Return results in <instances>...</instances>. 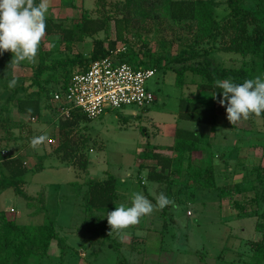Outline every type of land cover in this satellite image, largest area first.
I'll return each instance as SVG.
<instances>
[{
	"label": "rangeland",
	"instance_id": "obj_1",
	"mask_svg": "<svg viewBox=\"0 0 264 264\" xmlns=\"http://www.w3.org/2000/svg\"><path fill=\"white\" fill-rule=\"evenodd\" d=\"M215 1L218 4L215 15L220 18L228 13L227 1ZM251 4L248 1L246 6ZM88 5H92L91 1H88ZM144 27L148 29L145 31ZM193 27L188 21L175 23L162 16L159 24L145 23L137 31L129 32L128 47L141 49L142 55L152 57L158 53L163 55L166 49L175 54L192 41ZM97 36L105 40L114 38L113 22L109 21L107 35L100 32ZM216 55V59L227 68L254 65L252 57L226 52ZM24 72L29 76V69ZM22 74L17 76L14 88L22 83ZM256 76L264 77V72L256 71ZM198 81V75L187 73L183 84L176 86L173 71L158 70L147 80L148 89L156 94V100L150 105H127L108 110L97 118L81 121L74 130L76 138H80L81 134L88 137L87 170L77 172L81 177L84 175V183L88 179H104L108 174L114 175L119 194L116 206H130L133 192H142L154 204L153 191L157 194L162 192L174 201V206H166L164 210H156L150 216L142 217L138 225L126 230L123 240L115 233L110 235L123 244L119 252L124 264H251L250 243L262 238L261 233L254 229L256 218L237 217L240 206L230 203L227 191L234 193L233 201L245 202L246 210L252 211L257 207L255 196L262 188L256 178L259 175L264 179V119L254 117L247 121L241 120L234 126L227 120L226 114L218 115L214 125L177 120L180 96L195 97L202 101L211 98L209 92L197 90ZM12 89H5L7 91L4 90L3 96L6 97ZM18 92L22 93L21 90ZM11 111L12 119L6 122L8 126H14L20 120L13 107ZM49 117L50 112L45 111L37 122L30 125L32 130L29 134L22 129V135L17 137L18 129L13 128L11 131L16 141L10 152L24 156L29 166L25 174L27 193L35 195L43 191L46 195L42 202L31 201L29 213L45 204L47 215L55 220L57 232L64 238V244L75 253L71 256V264H87L92 260L94 264H115V252L105 245L100 248L98 257L90 256L88 252L96 238H91L81 225V202L85 191L80 193V198L73 200L74 193L68 184L73 180L80 182V177L77 175L76 178V170L68 163L61 162L54 152L58 140L56 126L48 123ZM177 126L195 129L200 133L202 150L192 153L190 164L201 170L210 166L213 168L214 183L210 189L202 184L206 173L198 176L200 181L188 173L187 155L181 172L176 173L177 153H173L170 183L157 185L146 180L145 175L155 162L141 160L139 153L147 142L163 146L172 144ZM44 134L47 135L46 141L33 149L30 146L32 138ZM2 136L7 134L0 129ZM51 138L53 141L49 142ZM140 164L143 168H140ZM185 180H188L187 186L179 184ZM5 190L0 195V208L12 205L18 212L24 211V199L15 195L11 188ZM32 213L26 220L19 221L29 224L45 221L43 212ZM11 215L16 219L12 212L9 213L10 218ZM49 255V259L42 260L41 264L61 263L56 245L50 246Z\"/></svg>",
	"mask_w": 264,
	"mask_h": 264
},
{
	"label": "trees",
	"instance_id": "obj_2",
	"mask_svg": "<svg viewBox=\"0 0 264 264\" xmlns=\"http://www.w3.org/2000/svg\"><path fill=\"white\" fill-rule=\"evenodd\" d=\"M226 1L228 13L220 18L215 15V8L218 5L215 0H94L91 9H82L79 16L69 23L52 22L46 18V32H60L62 41L65 42V52L52 54L42 48L41 42L38 62L33 65L31 76L21 79L22 83L24 81L28 84L17 86L19 88H14L12 94L0 102V129L7 134L0 137V189L11 188L15 195L24 199L27 208L31 206L32 200L42 202L46 198L43 191L35 195L27 193L25 179V174L29 171L27 161L24 156L18 155L19 153L10 152L16 141L12 129H18L17 137L22 135V129L29 134L32 130L30 125L37 122L45 111L51 114L48 123L56 126L58 143L54 152L58 154V158L76 170V178L79 175L78 170L84 172L87 170L88 137L81 134L80 138H76L74 130L81 121L86 122L89 118L77 108L72 109L68 116L58 114L50 102L52 89L55 86L66 87L72 73L86 70L93 60L108 55L122 45L126 47L119 55L122 61L135 68L171 70L175 74L176 86L183 84L187 73L198 75L197 90L210 91L211 98L202 101L195 97L180 96L176 118L197 124L214 125L218 115L226 114V105L221 106L217 102L222 96V90L215 87V81L232 78L235 83H242L245 79L255 78L256 71L264 72V0ZM248 1L252 4L247 7ZM162 16L175 23L188 21L190 26H194L192 41L175 54L166 49L163 55L158 53L156 57L142 55L141 49L135 50L130 45L128 47L129 32L137 31L145 23L159 24L162 22ZM109 21L114 24L115 36L105 40L97 34L105 32L107 35ZM143 29L146 31L148 28ZM75 39L91 41L92 51L88 56L82 53L71 55L68 53ZM219 52L252 57L254 65L227 68L216 59ZM11 59L12 53L0 54V78L11 79L12 68L8 69ZM33 87L35 89L31 90ZM19 90L22 94H19ZM214 93L215 99L212 96ZM13 102L15 113H27L35 120L25 122L19 120L14 124L15 127L8 126L6 122L12 119L10 110ZM260 118L264 119V114ZM202 142L197 130L180 126L175 128L173 143L170 145H154L147 142L139 153L140 159L153 160L155 164L146 173V180L157 185L170 183L173 153H177L176 173L181 172L187 155L188 173L196 181L199 180V175L206 173L202 184L210 189L214 183L213 168L210 166L201 170L190 164L192 153L202 150ZM3 150L7 151L6 155H1ZM141 165L140 168H143ZM79 177L80 182L73 180L68 186L74 193L73 200L80 198V193L85 191L81 202V225L90 233L91 238H96L90 244L88 251L90 256L98 257L100 248L105 245L115 252V264H124L119 252L123 244L108 235L110 226L106 216V213L113 211L117 204L119 194L116 177L108 174L104 179H88L86 183L84 175ZM256 179L262 189L256 193L255 199L258 204L252 211L246 210L245 202L233 201L232 191H227V196L232 205L240 206L237 210L238 218H256L254 229L261 233L262 238L250 243L252 248L250 262L264 264V179L259 175ZM187 182L188 180H185L179 184L187 186ZM40 211L44 213L45 221L40 224H29L19 223L12 215L10 218L9 213L13 211L0 210V264H41L42 260L49 259L51 245H56L60 252V264H71V256L75 253L64 244V238L57 232L55 220L47 215L45 204L37 207L32 214H38ZM87 264H94V261Z\"/></svg>",
	"mask_w": 264,
	"mask_h": 264
},
{
	"label": "clouds",
	"instance_id": "obj_3",
	"mask_svg": "<svg viewBox=\"0 0 264 264\" xmlns=\"http://www.w3.org/2000/svg\"><path fill=\"white\" fill-rule=\"evenodd\" d=\"M50 0H0V54L11 52L12 59L8 69L18 68L22 62L35 63L40 44L46 33V17ZM224 14V13H221ZM17 84L15 77L8 83L14 88ZM215 87L222 90V96L217 101L221 106L226 105V118L234 126L241 120L251 117L260 118L264 114V77L256 76L235 83L232 78L215 81ZM216 98V94L212 95ZM47 139V135L32 138L30 146L37 149ZM147 172V170H145ZM155 204L142 192L131 194V205L120 204L107 212V223L110 226L108 235L116 234L121 240L130 227L140 223L142 217L150 216L156 210H163L173 205L164 193H151Z\"/></svg>",
	"mask_w": 264,
	"mask_h": 264
},
{
	"label": "built area",
	"instance_id": "obj_4",
	"mask_svg": "<svg viewBox=\"0 0 264 264\" xmlns=\"http://www.w3.org/2000/svg\"><path fill=\"white\" fill-rule=\"evenodd\" d=\"M125 50V45L112 50L93 60L86 70L72 73L66 87L55 86L50 102L57 113L68 116L77 108L87 118L94 119L107 110L127 105L146 107L154 102L156 94L148 89L147 80L156 71L150 67L135 68L122 61L119 55ZM25 120L34 121L35 118L27 114ZM6 154V150L1 151V155Z\"/></svg>",
	"mask_w": 264,
	"mask_h": 264
},
{
	"label": "crops",
	"instance_id": "obj_5",
	"mask_svg": "<svg viewBox=\"0 0 264 264\" xmlns=\"http://www.w3.org/2000/svg\"><path fill=\"white\" fill-rule=\"evenodd\" d=\"M88 1H91V4H92L91 6L89 5L87 6ZM36 2L39 3V0H36ZM93 6H94V0H50V7H49V11H48L46 18L50 19L52 22L63 21L64 23H69L71 20L73 21L79 16L82 9H91ZM41 42L43 45L42 48L50 51L52 54H62V52H65V42L62 41V36L60 32H57V31L46 32ZM91 51H92V43L90 40L75 39L74 41H72L71 47L68 53L70 55L76 54V53H82L88 56L91 53ZM4 53H11V52H4ZM37 62H38V56L36 58L35 63L22 62L18 68L11 69V75H12L11 79L15 77L16 80H18L17 76L21 75L22 72L24 73L22 74L23 75L22 78L26 79L30 77L32 74V67ZM28 69L30 70L31 74L29 72L28 74L29 76H26L24 71L25 70L27 71ZM11 79H7L3 77L0 78V102L5 101V99L8 96H10L13 92L14 88L11 91H9V94L6 97L3 96L4 90L9 89L8 83ZM21 84L25 86L28 84V82L27 83L20 82L18 86H20ZM207 92H209L211 95L210 91H207ZM19 94H22V93L19 92ZM14 105L15 104L13 102L11 106L13 107V109H14ZM16 115L18 116V118H20V120L25 122L27 113H16ZM5 191H6L5 189H0V195L4 193ZM10 197L12 198L11 195ZM12 201H13V198H12ZM10 208H13L12 213H14L19 223H22L19 220H26L29 217V214L32 213V212L29 213V209L27 207L24 211L18 212V210L12 205L1 207L0 210L9 211Z\"/></svg>",
	"mask_w": 264,
	"mask_h": 264
}]
</instances>
